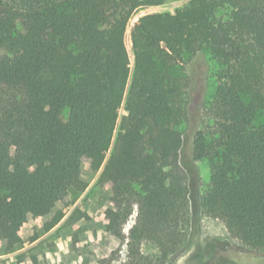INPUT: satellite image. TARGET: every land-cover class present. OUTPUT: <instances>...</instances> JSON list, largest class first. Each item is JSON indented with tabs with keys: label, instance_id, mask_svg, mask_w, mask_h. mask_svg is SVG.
Masks as SVG:
<instances>
[{
	"label": "trees",
	"instance_id": "1",
	"mask_svg": "<svg viewBox=\"0 0 264 264\" xmlns=\"http://www.w3.org/2000/svg\"><path fill=\"white\" fill-rule=\"evenodd\" d=\"M172 0H0V248L17 250L29 216L73 206L88 184L110 189L106 231L128 235L131 264H165L191 228L180 162L183 108L171 70L208 52L219 66L195 161L210 165L202 215L264 252V0H191L175 13L132 16ZM124 114L120 115L121 108ZM64 218L59 211L49 232ZM76 210L66 221L87 220ZM36 239H33L35 241ZM145 245L156 255H145ZM16 264H38L17 256Z\"/></svg>",
	"mask_w": 264,
	"mask_h": 264
},
{
	"label": "rangeland",
	"instance_id": "2",
	"mask_svg": "<svg viewBox=\"0 0 264 264\" xmlns=\"http://www.w3.org/2000/svg\"><path fill=\"white\" fill-rule=\"evenodd\" d=\"M190 1L172 0L158 7L136 11L125 35L131 58V31L141 17L156 13L173 14ZM218 71V64L208 52L187 54L171 70L172 82L183 108V121L179 126L183 137L180 162L187 175L192 224L181 250L170 255L165 264H264V252L242 245L229 234L221 221L202 215L198 206L199 197L210 180V165L206 160L195 161L192 148L197 132L203 131L209 135L214 131L210 105L218 85ZM123 114L122 107L120 115ZM256 125H264V112L259 115ZM99 175L100 172L94 173L83 168L81 177L88 187L73 206H59L41 219L35 220L29 216V226L23 235V242L10 254H4L0 248V264H16L17 256L21 254L36 257L38 264H131L127 243L137 209L124 226V240L109 234L102 222V216L109 208L112 191L96 185ZM76 210L85 213L89 218L78 221L74 227H66L67 219ZM59 211L64 213L63 220L47 232L46 226ZM143 253L148 256L156 255L157 250L145 245Z\"/></svg>",
	"mask_w": 264,
	"mask_h": 264
}]
</instances>
